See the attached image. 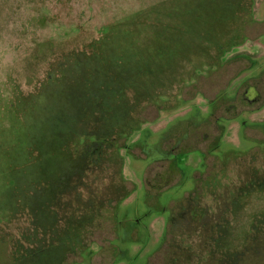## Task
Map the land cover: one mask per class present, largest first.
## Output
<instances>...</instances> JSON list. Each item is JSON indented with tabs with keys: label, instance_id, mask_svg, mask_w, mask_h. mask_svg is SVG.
<instances>
[{
	"label": "rangeland",
	"instance_id": "1",
	"mask_svg": "<svg viewBox=\"0 0 264 264\" xmlns=\"http://www.w3.org/2000/svg\"><path fill=\"white\" fill-rule=\"evenodd\" d=\"M237 3L0 0V264H264V0Z\"/></svg>",
	"mask_w": 264,
	"mask_h": 264
},
{
	"label": "trees",
	"instance_id": "2",
	"mask_svg": "<svg viewBox=\"0 0 264 264\" xmlns=\"http://www.w3.org/2000/svg\"><path fill=\"white\" fill-rule=\"evenodd\" d=\"M84 95H85L84 98L87 100L86 93ZM87 102L88 101H86V103ZM70 107H72V106H70ZM67 110H68V108H65V109H63L61 111V113L58 112L61 115H56L57 112H54L53 115L52 114L49 115L50 112H51L49 105L47 106L46 109H44V110L42 109L41 110V111L47 113V115H49L47 117V120L49 121V131H47V133L45 135L35 134V133H33V134H34V137H35V143H37L39 145L40 151L43 152V155H44V152H46L45 150L47 149L48 150V154L50 156V152L49 151H52V150L56 149V147H58L59 143L62 142L63 140H65L69 136L68 135L69 132L73 129V127H72V125H73L72 122L73 121L71 119H69V117H72V114L68 113ZM80 110H82V106L79 108V110L77 112H79ZM35 113H37L36 115H38V113H40V110L39 111L35 110L31 114H35ZM29 129H30V127H29ZM44 159H46V158H44ZM49 159H51V158H49ZM43 161H42V163H43Z\"/></svg>",
	"mask_w": 264,
	"mask_h": 264
},
{
	"label": "flooded vegetation",
	"instance_id": "3",
	"mask_svg": "<svg viewBox=\"0 0 264 264\" xmlns=\"http://www.w3.org/2000/svg\"><path fill=\"white\" fill-rule=\"evenodd\" d=\"M236 2H238L237 4L239 5V7L238 8H241L242 6H243V8L244 9H247V6L249 7V4L247 3L248 2V0H235ZM242 1L243 2H245L243 5H242ZM249 9V8H248ZM246 23V22H245ZM257 24H259V23H257ZM214 59V61L212 62V63H208L207 65L208 66H216L215 67V69L217 70V72H215V73H219V74H221V73H230V70L232 69V68H229V67H231V65H232V62H231V59L230 60H228L225 64H220V62H219V58H218V55H216V57L214 56L213 58H212V60ZM206 65V64H205ZM221 70H222V72H221ZM230 80L231 79H229L228 80V83L230 82ZM227 83V84H228ZM259 88H257L256 89V91H255V97L254 98H249V97H247L246 95H247V89H245V95H244V97H245V101L247 102V103H249L250 105H253V103H255L256 101H258L259 99H260V97H261V94H259ZM227 110V113L228 112H231V111H236V109H235V106H234V104H231V105H229L228 106V108L226 109ZM229 114V113H228ZM227 114V115H228ZM222 119H225V117H223ZM211 127H213V126H211ZM205 138H208V133H202L201 134V137H200V140H202L201 142H200V144H198L199 146H202V144H203V140H205ZM181 145H182V141H178V142H176V143H173V147L171 148V152H173V153H179L181 150H182V148H181ZM212 145H213V142H212ZM211 145V147H212V149H214L215 147H214V145L212 146ZM211 147H207V148H205V151H207V150H210L211 149ZM201 148V147H200ZM216 148H219V146H217ZM201 150H204V148H201ZM170 167H171V164H168L167 165V181L170 179V174H172V171H170V172H168V170L170 169ZM169 182V181H168ZM167 182V183H168ZM198 184V183H197ZM196 184V185H197ZM163 186L165 187V186H167V187H169V185H167V184H163ZM197 186H199V185H197ZM196 186V187H197ZM168 189V188H167ZM197 190V189H196ZM191 192H193V191H190V192H188L187 194H186V197H188L187 195L189 194V193H191ZM197 196V195H196Z\"/></svg>",
	"mask_w": 264,
	"mask_h": 264
}]
</instances>
